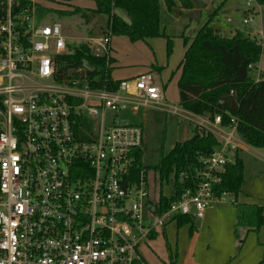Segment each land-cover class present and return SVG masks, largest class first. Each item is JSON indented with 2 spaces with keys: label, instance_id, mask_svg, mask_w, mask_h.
I'll list each match as a JSON object with an SVG mask.
<instances>
[{
  "label": "built area",
  "instance_id": "2783aa9c",
  "mask_svg": "<svg viewBox=\"0 0 264 264\" xmlns=\"http://www.w3.org/2000/svg\"><path fill=\"white\" fill-rule=\"evenodd\" d=\"M34 7L0 0V264H146L141 245L175 213L200 219L219 198L218 173L244 142L231 119L223 141L200 156L195 189L159 214L148 172L132 173L142 124L119 113L174 111L163 88L150 71L120 79L115 90L80 84L85 68L71 83L57 82L55 56L67 40L61 22L38 21ZM110 39H91L93 53L111 54ZM79 115L87 118L82 131L74 129Z\"/></svg>",
  "mask_w": 264,
  "mask_h": 264
},
{
  "label": "trees",
  "instance_id": "16d2710c",
  "mask_svg": "<svg viewBox=\"0 0 264 264\" xmlns=\"http://www.w3.org/2000/svg\"><path fill=\"white\" fill-rule=\"evenodd\" d=\"M54 1L69 3L73 0ZM178 1L184 8L193 7L192 0ZM95 3L94 11L107 15L103 33L110 38L125 35L130 40H138L166 35L167 44H170L171 38L160 27L159 0H95ZM165 4L168 9H172L175 1L165 0ZM79 10L74 5L70 13ZM218 10L219 6L208 15L207 21L192 37L183 38L186 47L179 63V105L192 113L205 115L210 120H214L215 115H220L222 126L229 125L233 119L236 132L244 142L264 148V71L257 80L250 74L259 61L263 48L242 31H236L231 36L221 35L217 28L210 25ZM55 59L54 79L59 83H71V79L77 78V69L85 68L86 76L80 80V84L88 83L92 88L105 87L109 90H115L118 85L119 79L111 77L114 60L112 55H95L86 41L77 44L67 41V50L56 55ZM86 64L89 68H86ZM86 119L84 115L77 116L74 129L76 127L82 131ZM218 144L212 131L196 124L188 138L176 141L166 153L161 152L153 165L143 164L142 147L135 148L133 176L138 177L141 169L146 172L153 170L158 175L156 204L159 214L179 199L186 189H195L199 180L195 169L204 166L199 160L200 156L209 155ZM218 175L220 180L212 187L215 196L220 197L224 193L235 196L241 190L244 164L237 152L234 153V160L227 162ZM169 180L172 181V189L167 193L163 191V183L168 184ZM234 203L235 231L238 228L244 230L239 240L241 246L248 232H258L264 224L263 206L235 200ZM171 220L176 221L177 227L188 224L190 233L195 228L194 218L190 214L175 213ZM237 238H240L239 235ZM167 264H176V261L171 258ZM257 264H264V256Z\"/></svg>",
  "mask_w": 264,
  "mask_h": 264
},
{
  "label": "rangeland",
  "instance_id": "374dc122",
  "mask_svg": "<svg viewBox=\"0 0 264 264\" xmlns=\"http://www.w3.org/2000/svg\"><path fill=\"white\" fill-rule=\"evenodd\" d=\"M34 15L38 21H53L58 20L62 24V29L65 30L66 40L70 43L77 44L86 36L97 37L102 36L103 28L107 15L97 13L94 11L95 0H73L69 3H61L54 0H33ZM175 1V6L168 9L165 0L160 2V27L161 30L169 35L171 38L170 44H167V36H155V41L150 43L147 38L130 40L125 35L113 36L114 42L113 52L117 58L113 62V69L123 70L132 69L145 66L149 70H156L161 75L166 74V100L168 103L180 106L177 103L178 88L176 82V71L173 75L172 70H175L176 64L179 61L182 49L183 38L185 36L192 37L195 31L207 21L208 14L213 12L219 6L217 14L211 19L210 25L214 27V23L224 30L226 36H229L228 28L231 26H239L252 28L253 30H246L244 34L252 38L256 43H259L263 48V53L256 63L255 67L251 69L250 74L253 78H259L264 71V2L259 3L257 0H252L251 5L247 4L248 0H213L212 6L209 5L208 0H192V8H184L180 5L178 0ZM208 3V7L204 8L203 3ZM74 5L81 6L78 12L70 13ZM94 7V8H93ZM63 10V11H60ZM124 16L125 13H122ZM252 15V18L247 23H242L244 16ZM231 18V23L227 22V18ZM221 35L223 34L218 30ZM86 42L91 43L90 40ZM118 59V60H117ZM124 61V62H123ZM157 64L158 68H154L151 64ZM171 79L169 80V77ZM57 94H60L58 92ZM146 114L141 113L135 116L131 115L128 111L123 110L119 113L120 119L132 120L141 122L142 124V162L145 165H153L158 160L161 152L166 153L176 141H181L191 135V125L194 118H185L181 111L166 112L160 110L159 106L147 107ZM97 116L100 115L97 111ZM242 153L241 151H239ZM245 156L248 152H243ZM248 157V156H247ZM248 159V158H247ZM149 186L151 197L155 200L159 190V179L156 172L153 170L148 171ZM172 189V181L169 180L168 184L163 183V191L169 193ZM232 203V202H231ZM233 204V203H232ZM209 207V206H208ZM235 207V206H234ZM223 217H217L214 227L211 229L199 230V240L197 243V255L199 248H208L206 258L210 262H216L219 259L222 248L215 246V240H223L226 235L221 232ZM236 223V217H235ZM195 228L190 233L189 225L185 224L177 227L175 220H169L165 224V236L161 234L154 238L152 241L141 245L140 254L145 260L146 264H167L172 260L176 264L180 263L181 255L184 248L192 247L193 241L191 238L193 234L199 229L197 219H194ZM242 228L234 229L233 238L235 239V253L240 256L232 259L230 262L226 259L224 264H257L264 256V248L258 259L253 260L255 256V249L261 246L260 242L256 240V234H253L255 239L251 248L248 247V238L245 237L242 246L239 240L242 238L244 232ZM239 235V239L237 238ZM239 249V250H238ZM242 254V255H241ZM171 256V258H170ZM228 262V263H227Z\"/></svg>",
  "mask_w": 264,
  "mask_h": 264
},
{
  "label": "crops",
  "instance_id": "0c3cea01",
  "mask_svg": "<svg viewBox=\"0 0 264 264\" xmlns=\"http://www.w3.org/2000/svg\"><path fill=\"white\" fill-rule=\"evenodd\" d=\"M208 1L210 2L209 5L212 6L213 0H208ZM203 5H204V8L208 7V3L204 2ZM78 7L80 8L81 6H78ZM94 7H95V5H94ZM239 21L241 22L242 20H239ZM227 22H229V21L227 20ZM229 23H231V21ZM214 27L217 28L218 30H220L223 34H225L224 30H222V28L218 26V23H214ZM102 28H104V27H102ZM246 30H253V29L250 27L247 28V26L239 27V26H234V25L232 27L230 26L228 28V31L230 33L229 36L233 35L236 31H242L244 33ZM253 31H255V30H253ZM63 33L65 35L64 28H63ZM66 36L67 35H65V37ZM225 36H226V34H225ZM97 37H100V36H97ZM94 38H96V37H91V36L87 37L86 36L85 38H83V40L88 41V40L94 39ZM112 39H113V36L110 39L111 55L114 59H116L117 55L114 54V52H113L114 42H112ZM147 40L150 43H153L156 39L154 36V37H148ZM185 47H186V44L184 43V40H183V49H182L181 57L176 64L175 70H172V72H171V74L173 75L176 71H179L176 75V77H177L176 80H175V78L173 79V82H174V84L176 82V85H177V80L180 76L179 63L183 57ZM117 62H112V66L116 65ZM151 66L154 67L155 69L158 68L157 64L154 65L152 63ZM147 71H150L152 73L154 81L157 84L161 85V87L163 88V91H164V95H165L166 94L165 90L167 87V83L165 82L166 81V74L161 75V73H157L156 70H149V68H147L145 66L138 67V68H132V69H123V70H118L116 68V69L111 70V77L113 79H119V80L123 79V78H133V77H135V76H137L143 72H147ZM172 75H170L169 80L171 79ZM254 79L257 80L258 78H254ZM165 100H166V95H165ZM176 101L179 105V95H178V98ZM166 102H167V100H166ZM168 104L174 108V112H176V111L184 112L185 114H183V115H185L184 116L185 118L189 117L188 115H190V116H192V118H194L193 119L194 122L191 125V134H192V130L195 127V125L201 124L205 128L212 131L215 134V136L217 137L218 141H223V139L226 135L225 132H227V129L225 127L214 122V120H210L205 115H198V114L192 113V112L182 108L180 105H179L180 108H178L177 106L175 107V105H173V104H170V103H168ZM160 110H163V109H160ZM166 112H171V111H166ZM145 114H146V112L143 113V115H145ZM188 119H191V118L189 117ZM236 137L240 138L238 136L237 132L235 133V138ZM244 145H245V148L238 149L237 151H235L242 158L243 164H244V181L242 182L241 190L235 196L231 193H224L219 198L212 201L208 205L209 207L208 206L206 207L204 215L200 219H197L198 223H199V226H198L199 229L193 234V237L191 238V241H193V245L189 249H188V247L184 248V252L181 255L180 263H178V264H224L226 259L228 260V262H230L232 259L240 256L238 254H234L235 253L234 249H235V244H236L235 239L233 238V232L235 229V217H236L235 216L236 210L234 207L235 206L234 200L238 201V202H249V203H256V204L262 205L263 206V214H264V148L254 147V146L249 145L246 142H244ZM239 151L248 152V154L245 156L244 154H242L243 152L240 153ZM220 215L223 217L221 232H223L226 235V238L223 240L217 239L214 241L215 246L221 247L222 251H221V254L219 256V259L216 262H210L208 260H204L206 258L207 251H208L207 247L204 249H202V247H200L199 251H198L199 255H197V243H198L199 235H200L199 230L201 229L200 231H202L204 229H211L212 227H214V223H215L218 216L220 218ZM164 231H165V227L163 229V232ZM242 232H244V230H242ZM253 234H256V240H258L260 242L259 244H261V246L258 247V249L254 250L255 251V256H253V260H254V259L259 258L261 251L264 248V245H263V243H264V224L261 226V228L259 229L258 232H248L246 234V236L248 238V247L249 248H251V246L254 244V241H255V239L253 238ZM159 235L155 236L154 238L158 237ZM163 235L165 236V233ZM154 238H152V240Z\"/></svg>",
  "mask_w": 264,
  "mask_h": 264
},
{
  "label": "water",
  "instance_id": "95a60500",
  "mask_svg": "<svg viewBox=\"0 0 264 264\" xmlns=\"http://www.w3.org/2000/svg\"><path fill=\"white\" fill-rule=\"evenodd\" d=\"M85 66H86V68H89V66L87 64ZM80 75L81 76L83 75V71L80 73Z\"/></svg>",
  "mask_w": 264,
  "mask_h": 264
}]
</instances>
